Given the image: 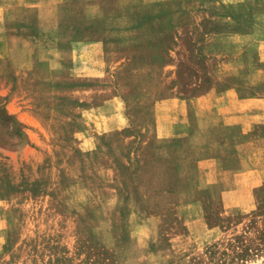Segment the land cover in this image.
I'll return each instance as SVG.
<instances>
[{"label":"rangeland","instance_id":"1","mask_svg":"<svg viewBox=\"0 0 264 264\" xmlns=\"http://www.w3.org/2000/svg\"><path fill=\"white\" fill-rule=\"evenodd\" d=\"M73 1L4 0L0 264H264V172L238 183L236 154L201 167L194 136L165 133L160 101L198 95L215 62L189 39L169 58L135 53L128 22ZM39 2L46 23L16 21ZM262 148L236 150L259 165Z\"/></svg>","mask_w":264,"mask_h":264},{"label":"crops","instance_id":"2","mask_svg":"<svg viewBox=\"0 0 264 264\" xmlns=\"http://www.w3.org/2000/svg\"><path fill=\"white\" fill-rule=\"evenodd\" d=\"M73 2L60 0L58 4L67 10V5L71 8L77 4ZM6 5L0 0V58L13 48L11 37L2 26ZM22 5L18 1L8 4L18 9ZM87 5L102 6L105 18L128 22V28L123 25L118 30H125L122 41L125 45L134 44L135 53H145L139 49L147 46L165 50L169 58L178 55L181 45L189 39L192 46L185 45L187 53L215 62L210 72L212 83L198 95H170L160 101L168 105L165 133L169 137L194 136L196 144L192 146L204 152L198 161L201 167L221 165L236 154L234 175L246 177L236 182L258 181L255 176L264 172V164L243 161L245 156L236 149L264 141V0H87ZM28 6L34 7L36 14L25 6L23 18L17 22L48 21L46 4ZM5 11L8 16L9 8ZM6 22L11 23V19ZM248 73L262 76L248 81ZM214 135L221 137L215 139ZM233 146L237 148L231 153ZM206 152L214 155L205 156ZM223 166L224 172L230 169L227 163Z\"/></svg>","mask_w":264,"mask_h":264}]
</instances>
